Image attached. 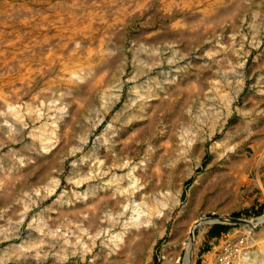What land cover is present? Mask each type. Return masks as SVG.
<instances>
[{"label": "rangeland", "instance_id": "rangeland-1", "mask_svg": "<svg viewBox=\"0 0 264 264\" xmlns=\"http://www.w3.org/2000/svg\"><path fill=\"white\" fill-rule=\"evenodd\" d=\"M190 238L264 264V0H0V264Z\"/></svg>", "mask_w": 264, "mask_h": 264}, {"label": "bare ground", "instance_id": "bare-ground-1", "mask_svg": "<svg viewBox=\"0 0 264 264\" xmlns=\"http://www.w3.org/2000/svg\"><path fill=\"white\" fill-rule=\"evenodd\" d=\"M202 220H203V222H213V221H222V220H225V218L224 217L203 218ZM189 241L190 242H189L188 252H187V254H186L185 258H184V263L183 264H192V259H191L192 238H190ZM232 257H234V256H232Z\"/></svg>", "mask_w": 264, "mask_h": 264}, {"label": "built area", "instance_id": "built-area-1", "mask_svg": "<svg viewBox=\"0 0 264 264\" xmlns=\"http://www.w3.org/2000/svg\"><path fill=\"white\" fill-rule=\"evenodd\" d=\"M235 243V242H234ZM233 242H228L221 250V252L219 253L218 256V264H229L227 263V253L230 252L232 249V244H234Z\"/></svg>", "mask_w": 264, "mask_h": 264}]
</instances>
